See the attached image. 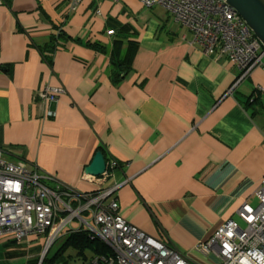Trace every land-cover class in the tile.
<instances>
[{
  "label": "crops",
  "instance_id": "obj_1",
  "mask_svg": "<svg viewBox=\"0 0 264 264\" xmlns=\"http://www.w3.org/2000/svg\"><path fill=\"white\" fill-rule=\"evenodd\" d=\"M156 8L138 0H81L75 9L72 0H4L0 149L9 162L81 193L117 187L106 202L116 200L130 224L191 264H220L200 244L264 180V59L229 93L237 66L207 55L171 13ZM126 27L121 51L129 41L137 46L130 72L114 83L111 53ZM48 86L65 94L47 103L39 94ZM255 89L260 103L245 108ZM98 152L118 163L102 184L85 173ZM73 222L56 225L51 244L49 234L21 242L0 235V264H42L57 240L81 227ZM52 264L82 263L69 248Z\"/></svg>",
  "mask_w": 264,
  "mask_h": 264
},
{
  "label": "built area",
  "instance_id": "obj_2",
  "mask_svg": "<svg viewBox=\"0 0 264 264\" xmlns=\"http://www.w3.org/2000/svg\"><path fill=\"white\" fill-rule=\"evenodd\" d=\"M80 1L72 0L73 9ZM138 1L146 9H166L193 34L194 41L207 55L212 54L216 60L227 58L237 66L240 74L229 93L254 69L263 66L261 43L224 0ZM63 94L62 87L48 86L39 96L51 103ZM48 115L55 117L56 113L48 112ZM117 166L115 160L107 162L98 182L102 184ZM116 188L93 193L75 191L53 174L9 162L0 149V235H12L21 242L31 236L49 234L48 244H51L58 227H71L78 219L81 223L78 230L85 229L92 240H100L112 251L111 257L103 259L107 264H191L175 250L130 224L120 213L116 200L106 202ZM199 249L204 255H216L220 264H264V180Z\"/></svg>",
  "mask_w": 264,
  "mask_h": 264
},
{
  "label": "trees",
  "instance_id": "obj_3",
  "mask_svg": "<svg viewBox=\"0 0 264 264\" xmlns=\"http://www.w3.org/2000/svg\"><path fill=\"white\" fill-rule=\"evenodd\" d=\"M4 2V0H3ZM130 28L126 27L125 29L120 31V34L118 35L119 40L115 41L114 43V49L111 53V60H112V80L114 83L120 82L125 79L127 74L131 70V57L134 54V50L136 49L135 43L133 42H127L126 44V51H123L124 46V40L129 38ZM60 36H62L61 32H59L58 37H54L49 50L50 52L54 51L58 45ZM92 46V45H91ZM94 48L98 51L105 52V48L103 46H94ZM122 50V51H121ZM46 57V56H45ZM48 62H50V58L46 57ZM259 94L260 92L258 89H255L253 94L248 96V99L246 100V103L244 104V107L247 106H253L255 103L259 102ZM264 108V107H263ZM62 240H57L54 244L59 243L61 246L58 249V252L53 257V260H49L48 255L51 251V248L48 251V254L42 261V264H52L53 261L60 257L62 253L72 248L76 251L78 260L81 261L82 264H94L95 261H97V264H107L103 259H108L111 257L112 251L100 240L95 239L92 240L90 237V234L85 229H80L78 231L71 230L69 232V235L66 238H63L62 244L60 243Z\"/></svg>",
  "mask_w": 264,
  "mask_h": 264
},
{
  "label": "water",
  "instance_id": "obj_4",
  "mask_svg": "<svg viewBox=\"0 0 264 264\" xmlns=\"http://www.w3.org/2000/svg\"><path fill=\"white\" fill-rule=\"evenodd\" d=\"M246 22L264 49V0H224ZM107 161L102 152L95 154L85 173L101 177L106 171Z\"/></svg>",
  "mask_w": 264,
  "mask_h": 264
},
{
  "label": "rangeland",
  "instance_id": "obj_5",
  "mask_svg": "<svg viewBox=\"0 0 264 264\" xmlns=\"http://www.w3.org/2000/svg\"><path fill=\"white\" fill-rule=\"evenodd\" d=\"M155 10H156V12H158V11L160 12V10H159L158 7H157L156 9H154V11H155ZM166 13H167V14L165 15L164 19L169 17L170 20L173 22V25H175V24H174V20L172 19V16H167V15H170V14H169L170 12H169V13L166 12ZM171 15H172V14H171ZM246 79H247V78H246ZM73 223H74L73 225H75V226L77 225L76 222H73ZM77 231H78V229H77ZM9 236H10L12 239H14L12 235H9Z\"/></svg>",
  "mask_w": 264,
  "mask_h": 264
}]
</instances>
